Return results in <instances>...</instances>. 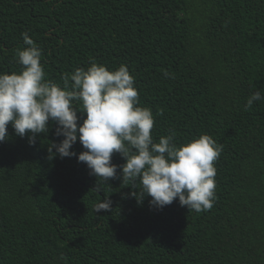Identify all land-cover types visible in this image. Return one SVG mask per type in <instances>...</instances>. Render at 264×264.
Segmentation results:
<instances>
[{"label":"trees","instance_id":"obj_1","mask_svg":"<svg viewBox=\"0 0 264 264\" xmlns=\"http://www.w3.org/2000/svg\"><path fill=\"white\" fill-rule=\"evenodd\" d=\"M25 32L45 80L62 86L93 61L123 64L152 111L154 142L170 130L177 146L208 134L222 151L210 210L178 198L161 209L131 195L120 153L105 182L77 156L50 157L63 139L54 121L34 144L9 123L0 264H264V100L245 109L252 92L264 95V0H0V72L22 70ZM71 150L85 149L77 139ZM106 198L111 209L97 214Z\"/></svg>","mask_w":264,"mask_h":264},{"label":"clouds","instance_id":"obj_2","mask_svg":"<svg viewBox=\"0 0 264 264\" xmlns=\"http://www.w3.org/2000/svg\"><path fill=\"white\" fill-rule=\"evenodd\" d=\"M22 35L27 47L16 52L22 70L0 72V142L7 139L11 123L17 135L27 134L34 144L38 134L48 132L52 120L57 125L55 135L63 139L48 146L50 157L77 156L91 175L108 182L117 177L112 155L118 152L125 158L119 178L130 182L131 195L138 201L150 196V205L162 209L178 198L181 206L196 212L213 207L214 161L222 145L201 134L177 146L174 130L154 142L152 111L139 106L135 80L127 66L109 70L93 61L86 69L78 67L64 74L61 86L45 80L42 50L26 32ZM260 100L264 95L252 92L245 109ZM77 109L86 113L79 124ZM77 139L85 149L78 155L71 150ZM110 209L107 198L94 206L97 214Z\"/></svg>","mask_w":264,"mask_h":264}]
</instances>
